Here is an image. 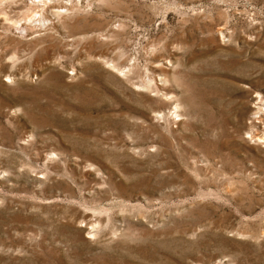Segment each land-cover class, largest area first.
I'll list each match as a JSON object with an SVG mask.
<instances>
[{"label":"rangeland","instance_id":"obj_1","mask_svg":"<svg viewBox=\"0 0 264 264\" xmlns=\"http://www.w3.org/2000/svg\"><path fill=\"white\" fill-rule=\"evenodd\" d=\"M32 1L0 0V264H264V0Z\"/></svg>","mask_w":264,"mask_h":264},{"label":"bare ground","instance_id":"obj_2","mask_svg":"<svg viewBox=\"0 0 264 264\" xmlns=\"http://www.w3.org/2000/svg\"><path fill=\"white\" fill-rule=\"evenodd\" d=\"M33 1H34V0H33ZM33 1H32V2H33ZM42 1H43V0H42ZM45 1H46V0H45ZM45 1H44V2H45ZM44 2H42V3H44ZM46 2H47V1H46ZM46 2H45V4H46ZM48 3H49V2H48ZM36 4H37V3H36ZM36 4H35V5H36ZM48 6H49V5H48ZM32 9H33V8H32Z\"/></svg>","mask_w":264,"mask_h":264}]
</instances>
